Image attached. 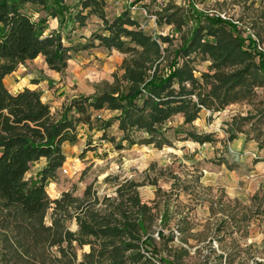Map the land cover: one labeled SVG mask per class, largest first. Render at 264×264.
Masks as SVG:
<instances>
[{
  "label": "rangeland",
  "instance_id": "374dc122",
  "mask_svg": "<svg viewBox=\"0 0 264 264\" xmlns=\"http://www.w3.org/2000/svg\"><path fill=\"white\" fill-rule=\"evenodd\" d=\"M189 7L234 23L242 38L248 35L255 40L254 48L243 47L251 52L253 61L259 62V53L264 58V0H105L103 10L110 22L127 13L139 29L157 41L161 56L155 65L164 72L191 26L189 22L181 32L175 30L179 16ZM164 9L169 10L165 13ZM26 12L35 22L46 18L37 5H27ZM172 13L175 21L170 24L161 18ZM55 21L47 19L45 34L58 31ZM95 35H108L98 15H90L84 26L74 24L70 29L69 25L61 31L62 42L77 50L72 49L66 69L51 70L40 56L8 75L6 88L15 94L26 82H45L40 91L42 101L57 114L72 98L126 87L122 64L133 54L109 50L99 45ZM161 37L170 42H161ZM86 43L95 47L79 49ZM190 60L196 78L213 73L211 62L200 54H192ZM54 73L59 77L52 78ZM192 100L198 103L195 96ZM198 107V118L191 124H183V117L177 115L168 126L208 135L211 141L200 144L185 133L176 136L170 131L172 145L161 149L126 142L119 149L122 133L113 120L116 112L91 111L90 126L78 128L74 159L65 160L51 180L54 185L46 187L52 203L43 221L28 220L16 209L4 210L0 205V264H81L90 247L58 240L64 239L66 231L79 233L73 216L80 208L103 212L106 205L111 206L109 199L116 200L115 190L130 182L136 186L140 204L152 215L147 226H151L153 241L144 248L150 260L145 264H162L161 259L172 264H264V86L254 87L247 98L223 108ZM231 133L234 139H230ZM134 136L139 139L144 135ZM43 162L33 164L25 179L36 177L45 167ZM72 165L77 172L64 174L63 169ZM65 192L71 194L74 205L66 210L55 208L53 201L60 200ZM125 207L137 212L133 205ZM163 216L167 217L165 225L160 223ZM159 231L162 238L157 236Z\"/></svg>",
  "mask_w": 264,
  "mask_h": 264
},
{
  "label": "trees",
  "instance_id": "16d2710c",
  "mask_svg": "<svg viewBox=\"0 0 264 264\" xmlns=\"http://www.w3.org/2000/svg\"><path fill=\"white\" fill-rule=\"evenodd\" d=\"M67 1L0 0V205L4 210L16 209L28 220L38 218L41 222L52 203L46 187L66 159L62 146L65 142L77 143L78 128L91 124V111L107 109L116 112L113 120L118 122V130L122 133L119 149L123 148L122 142L129 146L170 147V131L176 136L185 133L193 142L203 144L210 142L211 137L172 128L168 123L181 115L183 124H191L198 118V105L208 109L213 105L223 108L247 98L254 87L264 86V58L259 53L256 64L251 52L243 49L245 44L254 48L255 40L248 35L242 38L237 26L228 20L207 16L189 7L184 15L179 16L181 20L175 30L181 32L189 22L191 26L174 51L170 66L161 72L155 65L161 56L159 44L139 29L127 13L110 22L103 10L105 0H79L70 4ZM27 5L40 6L46 18L33 21L26 12ZM93 14L102 19L108 33L95 35L99 45L133 54L122 64V80L126 87L72 98L57 114L42 101L39 91L25 88L10 93L4 84L5 78L27 61L42 56L51 70L62 72L66 69L74 46L63 44L61 31L69 29V25L70 29L74 24L84 26L86 19ZM163 17L169 24L175 21L173 13ZM48 18L57 19L58 31L45 34ZM159 40L170 42L167 37ZM93 47L94 44L86 43L79 49ZM195 53L211 62L213 73H203L200 78L194 76L190 56ZM224 68L234 69L225 72ZM150 70H153L151 74L148 73ZM204 88L206 93L202 92ZM192 96L198 103L192 100ZM136 133L144 136L137 139ZM229 137L234 139L232 133ZM41 159L46 160L45 167L36 177L25 179L32 165ZM135 187L131 182L120 185L115 190L116 200L109 199L111 206L106 205L103 212L93 211L91 207L80 208V212L73 216L79 233L66 231L64 239L60 238L58 243L69 241V244L76 242L80 246H89L90 251L83 255L81 264L149 263L144 248L148 249L153 241L149 233L151 226H147V219L152 220V215L147 213L145 205L140 204ZM74 202L69 192L53 201L55 208L62 206L63 210L68 206L70 209ZM126 204L136 207L137 212L123 208ZM166 222L167 217L163 216L160 223L165 225ZM52 225L56 226L57 222L53 221ZM157 236L162 238L163 233L159 231ZM127 252L130 253L126 255ZM160 261L172 264L167 260Z\"/></svg>",
  "mask_w": 264,
  "mask_h": 264
},
{
  "label": "crops",
  "instance_id": "0c3cea01",
  "mask_svg": "<svg viewBox=\"0 0 264 264\" xmlns=\"http://www.w3.org/2000/svg\"><path fill=\"white\" fill-rule=\"evenodd\" d=\"M54 20H56L55 22L57 23V19H53V21ZM40 57V56H39ZM38 57V58H39ZM59 77V73H54V75L52 76V78H58ZM44 83L45 82H43V81H41V82H37V83H30V82H26L25 83V85H24V88L23 89H25V88H27V89H29V90H35V91H43V89H44ZM23 89H20L19 91H22ZM18 92V91H17ZM75 145H76V143L74 144V145H72V144H70V143H68V142H65L64 144H63V146H62V150H63V153H64V155L66 156V161H69V159H74L73 157H72V155L74 154V151H73V149H74V147H75ZM71 155V156H70ZM70 156V157H69ZM42 160H44V162H43V165H46V160L45 159H42ZM66 173H65V172ZM68 171H69V174H72V175H74L76 172H77V169H75L74 167H73V165L72 166H70V167H68V169L67 168H65V169H63V173L64 174H68ZM49 186H52V185H54V182H49V184H48Z\"/></svg>",
  "mask_w": 264,
  "mask_h": 264
},
{
  "label": "built area",
  "instance_id": "2783aa9c",
  "mask_svg": "<svg viewBox=\"0 0 264 264\" xmlns=\"http://www.w3.org/2000/svg\"><path fill=\"white\" fill-rule=\"evenodd\" d=\"M211 16H213V15H211ZM214 17H220V18H222V19H225L223 16H221V15H218V16H214ZM65 172V171H64ZM66 173V172H65Z\"/></svg>",
  "mask_w": 264,
  "mask_h": 264
}]
</instances>
